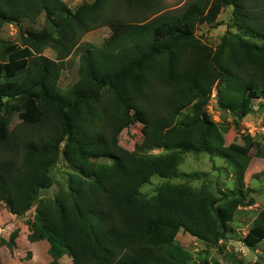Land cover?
<instances>
[{
    "label": "trees",
    "instance_id": "16d2710c",
    "mask_svg": "<svg viewBox=\"0 0 264 264\" xmlns=\"http://www.w3.org/2000/svg\"><path fill=\"white\" fill-rule=\"evenodd\" d=\"M111 1L71 11L61 0H0V35L14 25L22 43L0 38V205L17 219L34 208L26 238L46 241V264L63 257L70 264H208L193 261L175 238L181 231L205 248L235 239L229 223L236 206L252 204L245 184L250 158L225 146L227 128L206 107L214 90L219 109L240 120L253 100H264V45L252 41H264V0H195L176 14L157 11L137 23L102 20ZM152 1L124 3L150 9ZM228 6L236 30L228 28L210 47L196 29L216 25ZM41 15L48 25L35 29ZM98 24L109 26L111 38L100 47L79 42ZM45 47L55 59L42 54ZM63 70L71 78L66 90L58 85ZM15 112L22 125L42 132L18 138L9 129ZM140 113L147 126L130 152L118 136ZM244 141L264 159L259 143ZM186 154L222 159L233 169V190L214 196L207 185L170 184L207 175L179 171ZM60 160L70 170L65 186L45 198ZM153 177L167 182L147 198L141 189ZM17 235L0 236V245L13 249ZM263 241L264 211L242 242L251 249Z\"/></svg>",
    "mask_w": 264,
    "mask_h": 264
},
{
    "label": "rangeland",
    "instance_id": "374dc122",
    "mask_svg": "<svg viewBox=\"0 0 264 264\" xmlns=\"http://www.w3.org/2000/svg\"><path fill=\"white\" fill-rule=\"evenodd\" d=\"M71 10H77L83 4H90L94 0H61ZM195 0H153L150 9L130 8L124 3V0H115L108 2L102 14V20H122L126 23H137L144 19H151L154 12L176 14L185 6ZM232 7L228 6L222 9L216 25H199L196 29V36L206 45L215 47L223 33L229 28L232 31L236 29L232 27ZM27 24V23H26ZM48 23L41 15L36 24L35 29L47 27ZM28 26V25H26ZM0 38L7 43L21 45V32L14 25H5L2 29ZM111 38V31L107 24H98L96 28L89 30L81 35L79 42H87L91 45L100 47L104 41ZM254 43L264 45V41L253 39ZM42 54L50 59L56 58V53L49 47L42 50ZM71 83L70 75L67 70H63L59 79V87L66 90ZM211 120L219 127H226L227 132L224 134L225 146L247 154L250 158L248 168L252 172L245 176V184L250 188L249 197L252 204H240L236 206L234 220L229 226L235 231L236 238L224 241L215 247H204L192 237L181 231L176 236V242L179 243L184 250L188 251L193 261L205 258L208 264H233L242 262V264H253L256 260L264 258V241L260 242L255 248L244 246L242 240L247 237L250 225L254 218L264 211V159L255 158L254 147L246 145L244 137L248 136L252 141L260 144V148L264 151V100L258 99L252 101V111L249 115L242 119H237L230 112L222 111L217 106L206 108ZM9 129L13 131L18 138H26L41 133V130L24 126L19 120L17 112L12 114L10 118ZM147 126V119L143 113L137 115V120L129 128L124 129L118 136V144L124 149L132 152L140 146L144 132ZM153 154H160L161 151H153ZM1 155V152H0ZM107 163V160H101ZM179 171L185 173L200 172L207 173L200 180L184 181L181 179L170 180V184L186 183L192 189H198L207 185L214 196H218L219 191L229 193L234 188L233 169L220 158L211 159L207 154L192 155L186 154L183 162L179 166ZM70 172L66 163L60 160L51 170L53 185L50 189L43 191L42 196L51 198L58 188L65 186L66 176ZM167 181L153 177L150 183L142 187L141 192L147 198L155 195L158 186L165 184ZM34 208L31 209L25 217L17 219L10 215L4 205H0V236L8 239L10 234L17 230L18 235L15 239V246L9 249L0 245V264H46L50 261L47 253L48 245L46 241L37 243H29L27 241L28 228L26 222L31 220ZM222 245L224 250H222ZM67 257H63L60 264H70Z\"/></svg>",
    "mask_w": 264,
    "mask_h": 264
},
{
    "label": "built area",
    "instance_id": "2783aa9c",
    "mask_svg": "<svg viewBox=\"0 0 264 264\" xmlns=\"http://www.w3.org/2000/svg\"><path fill=\"white\" fill-rule=\"evenodd\" d=\"M215 91L213 90V92H212V95H211V98H210V101H209V104H208V106L206 107V108H210L212 105L213 106H216L217 107V105H216V101H215ZM221 243H223V241H219V244H221Z\"/></svg>",
    "mask_w": 264,
    "mask_h": 264
},
{
    "label": "crops",
    "instance_id": "0c3cea01",
    "mask_svg": "<svg viewBox=\"0 0 264 264\" xmlns=\"http://www.w3.org/2000/svg\"><path fill=\"white\" fill-rule=\"evenodd\" d=\"M249 172H252V170H250V168H248L247 170H246V172H245V176H247V173H249ZM48 249V248H47ZM61 261V260H60Z\"/></svg>",
    "mask_w": 264,
    "mask_h": 264
}]
</instances>
